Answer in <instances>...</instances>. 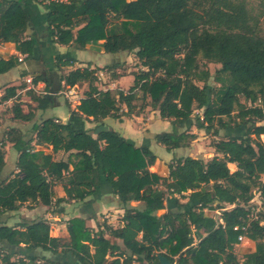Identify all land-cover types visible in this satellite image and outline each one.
<instances>
[{"label":"trees","instance_id":"16d2710c","mask_svg":"<svg viewBox=\"0 0 264 264\" xmlns=\"http://www.w3.org/2000/svg\"><path fill=\"white\" fill-rule=\"evenodd\" d=\"M27 1L0 0V42H12L17 51L30 56L32 42L23 38L30 23ZM35 1L46 8V26L54 42L74 44L76 49L91 46L106 53H132L139 68L132 71L134 81L126 91L103 90L97 84L99 70L112 71L120 63L77 67L61 75L60 90L85 83L84 96L70 109L66 121L48 117L34 123V136L25 138L19 133L10 138L18 157L16 172L9 177H1L5 161L0 152V217L26 202L59 205L66 199L53 201L56 184L64 187L67 198L79 201L106 184L124 213L122 225L95 231L83 218L69 219L70 240L64 246L50 235L45 220L10 225L0 219V264H40V259L43 264L57 263L39 256V250L70 253L79 264H162L159 256L169 264H264V142L260 139L264 124L259 123L264 120V36L245 2ZM17 58L0 57V74L15 67ZM200 59L220 64L213 75L217 86L209 87L212 75ZM75 61L71 51L55 57L59 69L73 66ZM39 81L47 84L40 75L32 77L33 84ZM19 87H6L0 101L18 100ZM28 94L42 109L52 98L32 90ZM240 95L251 105H241ZM21 104L14 101L12 118L28 121L33 112H23ZM147 106L173 123L171 131L154 136L166 151L195 139L190 133L194 126L213 135L224 131L212 143L215 155L208 160L174 157L168 163L167 176L150 171L156 155L149 145L136 146L103 123L105 117L131 116ZM87 122L95 125L88 128ZM245 126L241 136L230 133ZM32 142L68 156L53 160L51 153L32 151ZM228 163H234L236 169L230 171ZM255 187L260 190L262 208L251 218L248 204ZM170 196L167 211L156 215ZM132 200L141 201V206L130 207ZM226 204L234 206L226 209ZM212 210H219L222 224L207 213ZM63 212L62 207L52 211ZM106 232L114 240L107 238ZM240 234L255 242L254 250L242 259L234 250ZM21 246L31 253L18 254Z\"/></svg>","mask_w":264,"mask_h":264},{"label":"crops","instance_id":"0c3cea01","mask_svg":"<svg viewBox=\"0 0 264 264\" xmlns=\"http://www.w3.org/2000/svg\"><path fill=\"white\" fill-rule=\"evenodd\" d=\"M25 10L30 17L29 27L25 31L23 38L26 40H31L33 51L30 56L26 54H22L16 50L15 44L12 42H0V57L3 59H8L11 56H21L22 60L19 63L5 73L0 74V97L4 93V89L8 86H17L20 85L16 90V96L18 100L14 98H9L5 101H0V107L2 106H10L13 101H19L21 104V108L23 112H28L23 109L24 106L27 107L23 102H27L32 106L33 116L30 120L26 121V123L31 122V127L34 123L40 122L42 119L53 117L60 121H66L70 116V109H75L76 105L79 103L80 98L84 96V91L86 90V84L76 85L74 86L76 92V98L79 99L76 104H71L68 102L67 98L64 95V99L62 96L52 97L50 99V103L46 108H39L37 106V102L31 99V96L28 94V90H32L39 94H47L48 95L63 93L64 90H60V85L63 84L61 78V69H63L64 73H67L69 70L77 68V67H85L89 66L90 68L95 67H107L113 63H120L121 66L116 68L115 70L109 71L107 69L99 70L97 72L98 80H100V76L106 77V83L98 84L100 89L106 90H123L126 91L133 84L134 77L131 71L124 72L122 69L126 67L128 64L127 60L119 61L116 60L118 58H123L124 54L126 58H130V54L125 51L116 52V53H106L102 49L97 50L94 47L87 46L83 49H76L74 44L63 45L58 44L53 41V35L51 31L47 29L46 26V8L42 4L38 3L35 0H28L25 5ZM75 32V30H74ZM103 40H100L101 43ZM71 51L74 53L76 57V61L73 66L62 67L59 69L55 63V57L59 54L66 53ZM133 57L134 54H132ZM136 59V58H134ZM111 72H115L117 75H113ZM123 72V73H122ZM131 72V73H130ZM122 73V74H121ZM24 74V75H22ZM40 75L47 81L45 82L39 81L37 84H33L28 81L29 78L32 79L35 75ZM47 87V88H46ZM77 88H81L80 93L76 90ZM58 91V92H57ZM64 94V93H63ZM29 106V105H28ZM1 107V108H2ZM126 107L124 104H121V111H125ZM39 114H43V118L39 121H32L33 118H37ZM35 116V117H34ZM12 121V127L16 126L15 119ZM103 123L107 126V128H111L117 132H119L123 137L132 141L136 146L140 145H149L151 150L156 155V161L152 166L149 167V170L153 169L152 172H157L161 176L168 175V163L172 161L174 156L179 155V150H182V147L173 149L171 151H166L164 146L157 143L154 140V136L160 132H169L172 129L173 123L169 120L161 119L159 116V112L157 110L151 109L147 106L143 112L132 114L131 116H121L120 118H112L105 117L103 119ZM95 125L93 122H87L86 126L88 128H92ZM104 125V126H105ZM105 126V127H106ZM194 127V126H192ZM191 127V128H192ZM190 128V130H191ZM183 130V129H180ZM28 137H32L35 135L33 130H30ZM190 133L195 134V132L190 131ZM95 135V134H93ZM23 136H27V132H23ZM9 145H12L10 143ZM36 144L32 142L33 149L32 151H36L34 146ZM39 146V145H36ZM163 147V148H162ZM50 151L51 146H49ZM14 149V148H13ZM164 149V151H163ZM15 154V162L17 161L18 153L14 149ZM50 153V152H49ZM52 155H57L58 159H55L53 156V160L66 159L68 156L67 153H64L62 150L57 152H51ZM178 154V155H177ZM184 156H189L185 154ZM221 156V155H220ZM180 157V156H179ZM6 160V159H5ZM4 160V161H5ZM72 167V166H70ZM190 192V191H188ZM187 192V193H188ZM95 195V220H98L100 215H104L105 217H122L124 213V208L119 204L117 196H114L110 193L106 184H102L97 191L92 194ZM171 199V196L164 201V208L159 209L155 212L156 215H161L167 211L169 206L168 200ZM183 202V199L181 200ZM259 202V201H258ZM141 201L132 200L128 202L130 207H140ZM230 205V204H228ZM228 205L226 207H228ZM233 204H231L232 208ZM256 208L259 206H255ZM97 216V217H96ZM215 218V217H214ZM216 219V218H215ZM218 223H220L221 218L218 217L216 219ZM122 222V221H121ZM122 225V224H121ZM120 226V225H119ZM111 241L112 239L107 236ZM246 243L245 246H242L243 243ZM255 248V242L245 238L241 243L235 246V253L242 257L244 254L252 252Z\"/></svg>","mask_w":264,"mask_h":264},{"label":"rangeland","instance_id":"374dc122","mask_svg":"<svg viewBox=\"0 0 264 264\" xmlns=\"http://www.w3.org/2000/svg\"><path fill=\"white\" fill-rule=\"evenodd\" d=\"M243 1L245 2L248 8V11L250 15L252 16L253 20L257 24L259 34L264 36V0H243ZM129 56L130 58L128 57L126 58V55L124 54L122 59L121 58L116 59L119 61H124V60L128 61V64H126V67L122 69L124 72L126 71V69L132 72V71L138 70L139 68V64L137 60L134 59L135 57H133L132 54H130ZM200 62L209 69L212 75V77L208 80L209 87L217 86L218 84L213 80V75L215 74V71L218 68H220V64L213 63V62H206L203 59H200ZM62 74H64L63 69H61V75ZM99 76H100V80H98V84L100 83L102 85H105L103 83H106L107 81L106 77L104 78L101 75ZM198 84L202 85V83H198ZM76 90L78 91V93H80L81 88H77ZM59 96H62L64 99V94L62 92L52 94L51 97H59ZM239 101L241 105H247V106L251 105V103L242 95L239 96ZM13 103L14 101L10 104V106H3V107L1 106L2 108L0 107V144L1 143L4 144V146H0V152L2 151V154H4L3 155L4 160L6 159L5 164L2 168L1 177H5V176L9 177L10 175L16 172V162H15L16 153L14 152L13 145H9L11 143L10 138L16 136L19 133L23 135V132H27V136H25V138H28V134L29 132L31 134L30 130H32L31 122L26 123V121L19 120V119L15 120L16 126L12 127L13 124L11 120H13L12 118L13 117V111H12ZM257 103L258 102H255L254 104H257ZM23 104L27 105V107L24 106L23 109L27 111H32V106L30 104H28L27 102H23ZM136 105L139 107L140 101H137ZM194 113H199L201 115V111L199 110H195ZM43 116H44L43 114H39L37 118H33L32 121L33 120L39 121L43 118ZM259 123L264 124V120ZM12 129L13 131L9 132ZM246 130H247V127L245 126V127H242L241 130H230L231 131L230 133L233 135L241 136L246 132ZM190 131L195 132L196 138L188 141L187 145L182 147V150L181 149L179 150L178 152L179 155L177 154L178 157L184 156L185 154L192 156V157L202 158L204 160H208L211 157H213L215 155V152H214L212 143L217 141L221 135H224V131L220 130L219 135H213L212 131L208 132L205 130H198L195 127H192ZM260 139L264 142L263 135L260 136ZM34 149H36V152L37 151H43L44 153L52 152L50 151L49 146H45V145H39V146L35 145ZM52 156L55 159H58L57 155H52ZM174 157H177V156H174ZM228 167L230 171H234L236 169V165L234 163H228ZM261 181L264 182V175L261 176ZM258 190L259 189L255 187L253 188L252 193L254 196L253 200L255 199L253 203H257V204L260 203L261 205L259 206V210H260L262 208V202L259 200V197L257 194ZM58 197H64L66 200L61 202L59 205H55L53 202L49 206L43 205L41 203L26 202L20 205L17 210L3 214L0 217V219L5 220L10 225H14L22 221L45 220L49 223L50 235L59 238L60 246H64L67 243H69L70 238H69V234L67 231V222L71 218H74V217L83 218L86 222V225L90 227L91 229H93L94 231L97 230L98 228L104 229L107 226L116 228L122 224L121 217L119 216H115L113 218L111 217L107 218L102 214L100 215L98 220H95V195L88 196L82 201L70 199V198H67L68 196L65 192L64 187L60 184H56L53 186V201L54 199ZM185 201L186 199H183V202ZM227 205L228 204H226V206ZM59 207H62L64 209V212L61 214H53L52 211L59 209ZM207 213L214 216L216 219H218V217L220 216L219 210L207 211ZM256 213L257 211L255 210L253 212L254 216L250 215V217L255 218ZM105 235L109 236L112 240H114V238L108 232H106ZM245 245L246 243L244 241L242 246H245ZM17 251H19L18 254L20 255L31 253V250L23 246H21V248ZM37 254L39 256L44 255V257L46 258L56 261L57 263L55 264H61L64 262H69L71 264H79L75 260L74 256H72L70 253L63 254V253L57 252L55 254H52L49 252H42L39 250ZM237 257L239 259H242V257H239L238 255ZM12 259L16 260L17 255L13 256ZM38 262H40V264H43L44 261L40 259Z\"/></svg>","mask_w":264,"mask_h":264},{"label":"built area","instance_id":"2783aa9c","mask_svg":"<svg viewBox=\"0 0 264 264\" xmlns=\"http://www.w3.org/2000/svg\"><path fill=\"white\" fill-rule=\"evenodd\" d=\"M18 61H21L22 60V57L21 56H18ZM31 78H29L28 79V81L29 82H31ZM64 95H65V97L67 98V100H68V102H70V103H72V104H76L77 103V101L79 100V99H77L76 98V92H75V88L74 87H70V88H68L67 90H65L64 92ZM258 193V197H259V200L261 201V195H260V190H258L257 191ZM253 198H254V196L252 197V199L249 201V204H248V206H250V208H251V216L253 215V212L256 210L257 212H258V210H259V207H255V206H261L260 205V203L259 204H257V203H253L254 202V200H253ZM232 206H234V205H232ZM229 207H231V205H228V207H226V209L227 208H229ZM254 216V215H253ZM256 217V216H255ZM220 223L222 224L223 222L222 221H220ZM242 229H246V227L245 226H243L242 227ZM237 239H238V243H236L235 244V246H237L239 243H241L244 239H245V236L243 235V234H240L238 237H237Z\"/></svg>","mask_w":264,"mask_h":264},{"label":"water","instance_id":"95a60500","mask_svg":"<svg viewBox=\"0 0 264 264\" xmlns=\"http://www.w3.org/2000/svg\"><path fill=\"white\" fill-rule=\"evenodd\" d=\"M159 259H160L162 264H169V261L167 260V258H165L163 256H159Z\"/></svg>","mask_w":264,"mask_h":264}]
</instances>
